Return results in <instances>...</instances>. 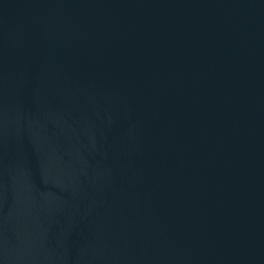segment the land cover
<instances>
[{"label": "water", "instance_id": "1", "mask_svg": "<svg viewBox=\"0 0 264 264\" xmlns=\"http://www.w3.org/2000/svg\"><path fill=\"white\" fill-rule=\"evenodd\" d=\"M0 264H264V0H0Z\"/></svg>", "mask_w": 264, "mask_h": 264}]
</instances>
